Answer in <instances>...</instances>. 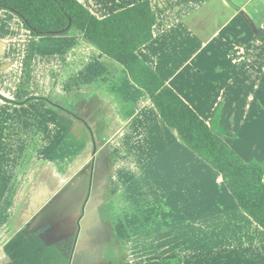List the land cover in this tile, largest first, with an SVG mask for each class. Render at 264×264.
<instances>
[{
    "label": "crops",
    "instance_id": "crops-1",
    "mask_svg": "<svg viewBox=\"0 0 264 264\" xmlns=\"http://www.w3.org/2000/svg\"><path fill=\"white\" fill-rule=\"evenodd\" d=\"M79 1L102 19L144 0ZM150 1L141 59L240 157L264 162V0L208 12L204 0L199 28L162 24L158 3L172 2ZM0 95V252L39 232L48 245L73 239L71 264H264V229L221 174L82 33L34 37L1 10Z\"/></svg>",
    "mask_w": 264,
    "mask_h": 264
},
{
    "label": "trees",
    "instance_id": "trees-1",
    "mask_svg": "<svg viewBox=\"0 0 264 264\" xmlns=\"http://www.w3.org/2000/svg\"><path fill=\"white\" fill-rule=\"evenodd\" d=\"M1 10L16 15L34 37L80 32L104 55L126 68L133 81L149 93L163 121L221 174L241 210L264 229V162L258 159L247 162L240 157L138 54L154 38L157 16L150 0L102 19L79 0H0ZM128 238L119 221L116 240ZM73 248V239L48 245L39 232L28 236L19 232L1 250L0 264H71ZM146 264H183V261L176 258Z\"/></svg>",
    "mask_w": 264,
    "mask_h": 264
},
{
    "label": "rangeland",
    "instance_id": "rangeland-1",
    "mask_svg": "<svg viewBox=\"0 0 264 264\" xmlns=\"http://www.w3.org/2000/svg\"><path fill=\"white\" fill-rule=\"evenodd\" d=\"M166 1L167 2H172V4L171 5L163 4L162 1H161V2L158 3V7L156 8L157 10H159V12H161L160 17H161L162 24H164L166 26L167 25L169 26L170 24L174 23V21H176V25H180L181 24L182 26H184L185 24L186 25L189 24V26L193 25L196 28L197 27L199 28V24H196V23H193V22H196V21L200 20L199 16L202 13H201V8H199V7L200 6L204 7L203 6V4H204L203 1L204 0H166ZM217 3L219 4V0H207V2H206V7H207L206 12L210 11L211 9L213 10L214 5H216ZM181 10H182V12H181ZM179 11L181 12V16L182 15L183 16H187L188 19L184 20L183 22L179 21V15H180L178 13ZM189 11H191V12H189ZM164 21H167L168 24L163 23ZM212 23L213 22H209V23L206 24V31L208 33L207 34L208 36H210L211 33L209 32L207 26L209 24H212ZM195 27L191 28L192 30H190V31H192L193 33H196V35H200V31L198 29L195 30ZM245 31L241 30L240 31L241 32L240 36H242V37L245 36V34H243V32H245ZM197 37L200 38L199 36H197ZM209 46H212V45L209 44ZM214 63H216V62H214ZM219 78L220 77H214L211 80H213V82H216ZM208 83L210 84V82H208Z\"/></svg>",
    "mask_w": 264,
    "mask_h": 264
}]
</instances>
